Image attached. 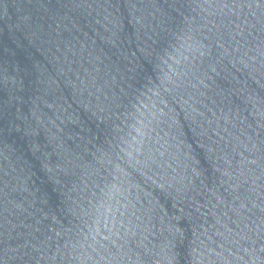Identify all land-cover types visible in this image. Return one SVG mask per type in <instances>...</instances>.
Segmentation results:
<instances>
[{"label": "water", "instance_id": "water-1", "mask_svg": "<svg viewBox=\"0 0 264 264\" xmlns=\"http://www.w3.org/2000/svg\"><path fill=\"white\" fill-rule=\"evenodd\" d=\"M0 264H264V0H0Z\"/></svg>", "mask_w": 264, "mask_h": 264}]
</instances>
